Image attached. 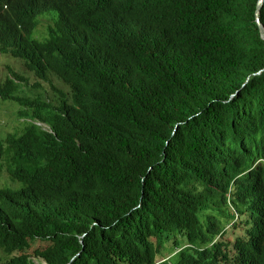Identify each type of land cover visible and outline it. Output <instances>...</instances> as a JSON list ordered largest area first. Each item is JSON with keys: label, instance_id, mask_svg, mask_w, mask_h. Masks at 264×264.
Instances as JSON below:
<instances>
[{"label": "trees", "instance_id": "1", "mask_svg": "<svg viewBox=\"0 0 264 264\" xmlns=\"http://www.w3.org/2000/svg\"><path fill=\"white\" fill-rule=\"evenodd\" d=\"M257 2L0 0V53L53 92L20 95L10 65L0 80L28 120L0 138V170L7 146L20 183L0 187V264H158L179 236L191 247L173 264H264ZM50 9L59 20L41 42L30 34ZM232 202L250 224L233 257L219 240ZM39 239L50 244L36 262Z\"/></svg>", "mask_w": 264, "mask_h": 264}, {"label": "rangeland", "instance_id": "2", "mask_svg": "<svg viewBox=\"0 0 264 264\" xmlns=\"http://www.w3.org/2000/svg\"><path fill=\"white\" fill-rule=\"evenodd\" d=\"M59 20L58 12L54 9L47 10L43 12L41 15L37 18V25L34 28V30L31 32L30 36L32 38H35L41 42L46 41L50 37V27H55L57 22ZM20 58H16L12 56L11 54H5L0 53V80L4 77L5 74L8 73L7 67L10 65L12 68H14L16 71L20 72L24 75L25 81H23L20 86L19 93L22 96L29 97V98H35L39 96H45V97H53L52 87L49 82H45L42 80L37 79L34 72L29 70L25 64H23ZM51 81L58 87L63 88L67 90V87L63 82H61L59 79H57L54 76H51ZM21 109V106L18 102L12 101V100H3L0 98V138L5 139L9 134H17L23 131L25 126L28 125V121L23 115H20L19 111ZM27 116V115H26ZM43 123V122H41ZM44 126L45 129H49L47 124H40ZM8 147L6 146V152L4 154V157L1 161V170H0V187L5 186H20V183L17 181H13L9 175L8 172ZM234 198V196L232 197ZM219 199V198H218ZM235 205L232 202V206L223 207V211H225L226 215L229 217L230 221L226 220V217L224 214L221 215V227H224V234L219 237V240L222 241L225 245V250L227 253H229L232 257L236 253L235 243L239 237H247L248 231L250 228V224L248 222L249 219V213L241 214L238 212V209L234 208ZM232 211H230V210ZM216 216H219L220 214L216 212H213ZM210 214H203L201 216V221L204 224H207V218ZM180 241L182 242V245L187 244V239L184 236H179ZM50 244L49 241L45 240H36L32 247L28 250V253L32 255L33 259L38 262L41 261L42 258L36 256V250L40 248H46ZM180 245V246H182ZM176 244L174 241H170L166 244L165 250H164V257L161 260H164L166 258L171 259L170 263H174V253L178 251V249L175 248ZM3 252L0 250V255H2ZM73 261V260H72ZM45 263V261H44ZM95 264V263H93Z\"/></svg>", "mask_w": 264, "mask_h": 264}, {"label": "water", "instance_id": "3", "mask_svg": "<svg viewBox=\"0 0 264 264\" xmlns=\"http://www.w3.org/2000/svg\"><path fill=\"white\" fill-rule=\"evenodd\" d=\"M263 1L264 0H258L257 2V6H256V11H255V15H256V22H257V25L258 27H260V31H261V34H262V37L264 39V24L261 20V16H260V10H261V7H262V4H263ZM38 124H43L41 122H38ZM75 260V258L73 259V261ZM45 264H48L47 261H45Z\"/></svg>", "mask_w": 264, "mask_h": 264}, {"label": "clouds", "instance_id": "4", "mask_svg": "<svg viewBox=\"0 0 264 264\" xmlns=\"http://www.w3.org/2000/svg\"><path fill=\"white\" fill-rule=\"evenodd\" d=\"M187 244H188V242H187ZM182 245V247L181 248H188V247H191V245ZM181 248L180 249H178V251H176L173 255H176L179 251H181ZM166 261H169V262H171V259H168V258H166L165 260H163L162 262H159L158 264H161V263H164V262H166ZM170 264H173V263H170Z\"/></svg>", "mask_w": 264, "mask_h": 264}]
</instances>
